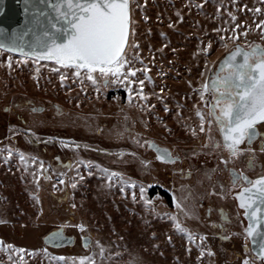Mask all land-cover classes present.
Instances as JSON below:
<instances>
[{
    "label": "rangeland",
    "instance_id": "374dc122",
    "mask_svg": "<svg viewBox=\"0 0 264 264\" xmlns=\"http://www.w3.org/2000/svg\"><path fill=\"white\" fill-rule=\"evenodd\" d=\"M262 20L264 0H131L125 55L136 72L109 76L107 87L98 70L93 84L85 70L77 77L73 67L0 51V264H264L228 173L252 159L264 174L262 139L236 160L196 114L211 119L202 85L234 45L264 46ZM145 140L181 162L157 161ZM60 230L74 243L46 245Z\"/></svg>",
    "mask_w": 264,
    "mask_h": 264
},
{
    "label": "snow or ice",
    "instance_id": "6c2138e0",
    "mask_svg": "<svg viewBox=\"0 0 264 264\" xmlns=\"http://www.w3.org/2000/svg\"><path fill=\"white\" fill-rule=\"evenodd\" d=\"M17 2L22 5V23L11 30L0 25V51L19 53L25 62L28 59H33L37 63L40 60H54L56 64L65 68H75L74 74L77 77L82 75L81 70H85L83 74L93 84L97 83L94 73L98 70L104 77L105 87L110 83L109 76L127 80L129 74L135 75L136 69L130 66V61L125 55L130 25L129 0H17ZM255 11L259 12L260 9L257 8ZM4 15L3 0H0V17ZM232 19L235 20V17L233 16ZM260 25H264V20L260 21ZM236 27L238 28L239 25ZM244 35L247 36V31ZM232 38L239 39V33L234 32ZM223 46L227 47V44ZM208 47H211V42ZM11 65L12 57L9 56V68ZM125 65H128L126 73ZM146 78L150 79L147 76ZM60 79L65 80V76L61 75ZM139 83L143 85V81ZM129 91L131 92V89ZM205 93H211V99L214 101L211 105H208L207 101L205 104L210 107L209 115L212 119L206 121L204 113L198 108L196 114L200 118V131H205V123L209 126L215 123L223 136V146L232 157H238L243 151L254 152L251 145L258 137L262 138L260 151L264 152V133H261L257 127L258 124L264 123V46L234 45L219 61L210 80L202 85L200 92L202 100L206 99ZM138 95L144 96L142 92ZM207 130L210 132L211 127ZM191 131L195 135V130ZM245 142L248 148L242 149L240 145ZM145 143L156 150L157 159L168 163L174 162L175 158L168 149H162L152 141ZM214 146L219 148L220 142L217 141ZM11 155L12 152L9 150L8 156ZM119 155H123V152ZM20 159L24 160L22 152ZM224 163L227 164L228 161L224 160ZM248 166H253L252 159H249ZM102 172L110 173L109 180L115 176L122 183H129L119 173L110 172L106 168L102 169ZM231 174L233 187L241 179L249 185L237 195L240 199V207L246 209L245 215L249 219L245 231L253 237L254 245L259 238L258 254L264 260V176H259L253 181L242 172L237 173L232 170ZM144 191V187L141 186L142 196ZM173 200L178 210L183 211L185 215L189 214L175 195ZM172 219L175 221L176 217L173 216ZM79 227L83 230L85 226L81 224ZM176 228L178 231L187 232L178 222ZM60 235L59 232H55L48 239ZM188 235L191 239V233ZM85 239L87 241V238ZM16 251L24 250L16 249ZM80 259L83 262L86 258ZM244 264H249V261L245 260Z\"/></svg>",
    "mask_w": 264,
    "mask_h": 264
},
{
    "label": "water",
    "instance_id": "95a60500",
    "mask_svg": "<svg viewBox=\"0 0 264 264\" xmlns=\"http://www.w3.org/2000/svg\"><path fill=\"white\" fill-rule=\"evenodd\" d=\"M3 5H4V11H5V15L0 17V25H3L5 27H8L9 30H11V28L13 27H16L17 24L19 23H22V5L19 4L17 2V0H3ZM129 9H130V25H129V37H130V29H131V0H129ZM129 37H128V41H127V44H126V48H125V51L127 49V46L129 44ZM242 46V45H241ZM243 47V46H242ZM6 51V50H5ZM15 54H18L20 55L19 53H15ZM227 55V54H226ZM224 58V57H223ZM222 58V59H223ZM221 59V60H222ZM50 61V60H49ZM54 61V60H53ZM55 62V61H54ZM262 124V123H260ZM259 125V124H258ZM223 137V136H222ZM162 149H165V148H162ZM156 151V150H155ZM170 151V150H169ZM171 152V151H170ZM172 154V153H171ZM177 159L175 158L174 159V162H176ZM164 162V161H163ZM165 163H168V162H165ZM173 163V162H172ZM237 198V202H238V207L242 210H244V218L246 219L247 221V226L249 224V219L248 217L245 215V211L246 209L245 208H242L240 207V199L238 197V195L236 196ZM247 228V227H246ZM59 232L61 235L59 237H56L54 239H48L52 233H55V232H52V233H49L48 235H46L44 237V242L46 245H48L49 247L51 248H55V249H60V248H63V247H68V246H71L73 243H74V238L71 237V236H67L62 230L60 231H57ZM247 234V233H246ZM248 238H249V241H250V248L253 252V254L257 257H259L260 259L261 256L258 254L260 252V240L259 238H257V244H253V237L252 236H249L247 234ZM91 242V240L89 238H87V241L86 239H84V244L86 245H89Z\"/></svg>",
    "mask_w": 264,
    "mask_h": 264
},
{
    "label": "flooded vegetation",
    "instance_id": "af4514ba",
    "mask_svg": "<svg viewBox=\"0 0 264 264\" xmlns=\"http://www.w3.org/2000/svg\"><path fill=\"white\" fill-rule=\"evenodd\" d=\"M219 64V63H218ZM218 66V65H217ZM217 66L215 67V69L217 68ZM214 69V70H215ZM213 70V71H214ZM213 71H211V73L209 74V78H208V81L210 80V78H211V76H212V73H213ZM211 96H212V94L211 93H209V95H208V105H211L212 103H214V101L211 99ZM41 109V108H40ZM207 109H208V111H209V113H210V107H207ZM210 116V115H209ZM211 117V116H210ZM211 119H212V117H211ZM214 124V131L216 132V133H218L219 134V136H220V138H221V145H222V147L224 148V149H226L227 150V148H225L224 146H223V137H222V134H221V132L219 131V129H218V127H217V125L215 124V123H213ZM262 126H264V123H262V124H259L257 127H258V130L261 132V133H264L263 131H261V127ZM259 139H262V138H260V137H258L256 140H254L253 142H252V145H251V147H253L256 143H257V141L259 140ZM146 142V140L145 141H143V147H145V148H148L150 151H152L153 153H154V155H155V158H156V160L157 161H159V162H161V163H165V162H163V161H161V160H159V159H157V152L155 151V149L154 148H152V147H150L147 143H145ZM152 142H155V141H152ZM155 144L157 145V146H159L160 148H165V149H168V148H166V147H162V146H160L159 144H157L156 142H155ZM240 147L241 148H245V147H248V144H247V142H245L244 144H242V145H240ZM169 150V149H168ZM172 156L174 157V158H176L177 159V161L176 162H173V163H177V162H181V159L180 158H178V157H175L173 154H172ZM236 158V160L238 159V157H235ZM222 162H223V164H224V167H225V169H227L228 167H227V164H225L224 163V159L222 160ZM232 170H235L237 173H243L244 175H246V176H248L251 180H256L259 176H264V174H257L255 171H256V168H255V166L253 165L252 167H249L248 166V163H247V165L245 166L244 164H241L240 166H238L237 168H228V173H229V175H230V177H231V183H232ZM236 189H235V191L233 192V194H232V198L235 200V202H236V205H237V207H238V202H237V198H236V196H237V194L238 193H240L241 191H242V189L243 188H245V187H249V185H247L246 183H245V181H243L242 179L241 180H239L238 182H237V184H236ZM238 209H239V211L241 212V215H242V218H243V220H244V222H245V228L247 227V221H246V219L244 218V210H242V209H240L239 207H238ZM248 237V236H247ZM249 239V238H248ZM250 242V241H249ZM83 244H84V239H83ZM84 245H86V244H84ZM87 246V245H86ZM64 248V247H63Z\"/></svg>",
    "mask_w": 264,
    "mask_h": 264
},
{
    "label": "trees",
    "instance_id": "16d2710c",
    "mask_svg": "<svg viewBox=\"0 0 264 264\" xmlns=\"http://www.w3.org/2000/svg\"><path fill=\"white\" fill-rule=\"evenodd\" d=\"M164 195H166L167 193L166 192H163ZM168 199H170V197L167 195Z\"/></svg>",
    "mask_w": 264,
    "mask_h": 264
},
{
    "label": "bare ground",
    "instance_id": "6f19581e",
    "mask_svg": "<svg viewBox=\"0 0 264 264\" xmlns=\"http://www.w3.org/2000/svg\"><path fill=\"white\" fill-rule=\"evenodd\" d=\"M129 45V44H128ZM128 47V46H127Z\"/></svg>",
    "mask_w": 264,
    "mask_h": 264
}]
</instances>
